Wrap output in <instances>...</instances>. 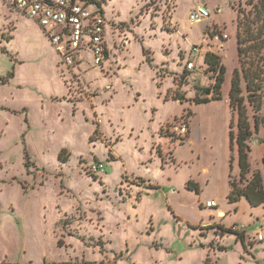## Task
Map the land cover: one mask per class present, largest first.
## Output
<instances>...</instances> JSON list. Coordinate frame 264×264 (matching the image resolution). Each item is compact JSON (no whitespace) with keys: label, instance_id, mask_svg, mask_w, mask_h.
<instances>
[{"label":"rangeland","instance_id":"1","mask_svg":"<svg viewBox=\"0 0 264 264\" xmlns=\"http://www.w3.org/2000/svg\"><path fill=\"white\" fill-rule=\"evenodd\" d=\"M250 1H78L106 20V59L67 66L0 0V264H264V205L227 200L230 178L241 184L229 92ZM207 53L226 81L197 105L215 83ZM257 116L249 163L264 186V99Z\"/></svg>","mask_w":264,"mask_h":264},{"label":"trees","instance_id":"2","mask_svg":"<svg viewBox=\"0 0 264 264\" xmlns=\"http://www.w3.org/2000/svg\"><path fill=\"white\" fill-rule=\"evenodd\" d=\"M79 1L89 3V0ZM248 5L251 7L248 12L243 9L238 12V68L234 71L229 92V106L233 114L230 127V150L234 152L235 148L237 149L240 169L239 181L241 184L230 178V193L227 200L230 204H236L242 199H246L252 208H259L264 205L263 178L260 172L251 174L249 163L251 148L249 142L254 132L258 131L259 118L257 115L261 110V103L264 99V0H252ZM147 62H150L148 58ZM205 63L208 65V71L213 73L215 83L208 88H197V94L205 96L204 98L195 97L193 102L197 105L220 101L222 88L226 81V69L222 65L219 56L207 53ZM187 74L189 73L187 72ZM2 83L5 84L4 81ZM184 100V97L178 94L174 97V101L181 102ZM248 107L256 114V116H253L254 128L248 114ZM234 116L237 117L236 125ZM63 155L60 156V160H62ZM233 162L234 158H231V165ZM244 182L246 184L242 185ZM187 186L192 187L195 185L192 181H189ZM197 189L195 188L198 193ZM189 190L192 191L194 188H189ZM221 228L223 232L238 233L234 229ZM242 238H244L243 235ZM224 250L226 249L220 248V251Z\"/></svg>","mask_w":264,"mask_h":264},{"label":"built area","instance_id":"3","mask_svg":"<svg viewBox=\"0 0 264 264\" xmlns=\"http://www.w3.org/2000/svg\"><path fill=\"white\" fill-rule=\"evenodd\" d=\"M10 7L37 22L47 34L48 38L63 57L67 66L76 63L81 52L92 51L93 62L100 66L105 60L106 20L102 13H91L79 0H4ZM81 3L83 1H80ZM201 10L191 16L193 22H200L204 16ZM227 38V37H226ZM89 43L86 44V40ZM188 68L193 70L194 64ZM182 135H186L187 128L182 127ZM99 169H104L99 165ZM207 207H217L215 201L207 202ZM263 235L258 234V240L263 241Z\"/></svg>","mask_w":264,"mask_h":264},{"label":"crops","instance_id":"4","mask_svg":"<svg viewBox=\"0 0 264 264\" xmlns=\"http://www.w3.org/2000/svg\"><path fill=\"white\" fill-rule=\"evenodd\" d=\"M85 52H81L78 56H77V58H76V63H81V62H83L84 61V57H85ZM81 59H83V60H81ZM75 63V64H76ZM209 202V201H208Z\"/></svg>","mask_w":264,"mask_h":264},{"label":"water","instance_id":"5","mask_svg":"<svg viewBox=\"0 0 264 264\" xmlns=\"http://www.w3.org/2000/svg\"><path fill=\"white\" fill-rule=\"evenodd\" d=\"M202 10H203L204 12H207V10H206L204 7H202Z\"/></svg>","mask_w":264,"mask_h":264}]
</instances>
